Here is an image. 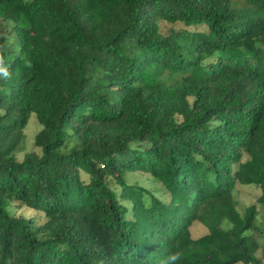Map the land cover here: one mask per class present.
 <instances>
[{
	"label": "trees",
	"instance_id": "16d2710c",
	"mask_svg": "<svg viewBox=\"0 0 264 264\" xmlns=\"http://www.w3.org/2000/svg\"><path fill=\"white\" fill-rule=\"evenodd\" d=\"M0 56V264H263L264 0H0Z\"/></svg>",
	"mask_w": 264,
	"mask_h": 264
},
{
	"label": "rangeland",
	"instance_id": "374dc122",
	"mask_svg": "<svg viewBox=\"0 0 264 264\" xmlns=\"http://www.w3.org/2000/svg\"><path fill=\"white\" fill-rule=\"evenodd\" d=\"M174 25L170 24H162V28L164 32L174 28ZM41 126L39 125L35 114H32L29 119V124L25 130L26 134V145L25 149L23 151H20L16 154V157L19 161H22L24 159L25 153L35 151L36 153L39 152L38 149L34 147V137L37 135V133L40 131ZM146 176V177H145ZM127 180L130 183L138 182L144 187H157L158 189L163 190L162 184L159 182H156L153 180L149 175H144V177L141 174H128ZM154 185V186H153ZM261 195V192L254 186H239L236 193L235 198L238 201V209L243 213L245 209L253 204H255L258 196ZM258 220L257 225L260 229L264 230V206H258ZM14 211L25 215L26 217L30 216H38V213L35 211H31L25 207H18L17 205L14 208ZM229 227L228 225H225V228ZM207 233V229L203 227L199 223H195L192 227V235L193 237L197 238ZM264 264V261H263Z\"/></svg>",
	"mask_w": 264,
	"mask_h": 264
},
{
	"label": "clouds",
	"instance_id": "9594fccd",
	"mask_svg": "<svg viewBox=\"0 0 264 264\" xmlns=\"http://www.w3.org/2000/svg\"><path fill=\"white\" fill-rule=\"evenodd\" d=\"M2 59V56H0V62H2ZM0 73H4L5 75H7L5 69H3L2 67H0ZM180 260L181 253L179 251L173 252L167 257V264H178Z\"/></svg>",
	"mask_w": 264,
	"mask_h": 264
}]
</instances>
